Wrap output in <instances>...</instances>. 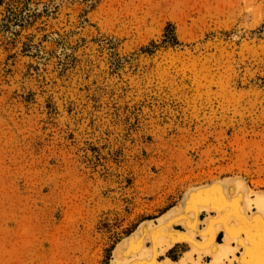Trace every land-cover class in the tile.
<instances>
[{
  "label": "rangeland",
  "instance_id": "374dc122",
  "mask_svg": "<svg viewBox=\"0 0 264 264\" xmlns=\"http://www.w3.org/2000/svg\"><path fill=\"white\" fill-rule=\"evenodd\" d=\"M223 178L264 191V0H0V264H110Z\"/></svg>",
  "mask_w": 264,
  "mask_h": 264
},
{
  "label": "bare ground",
  "instance_id": "6f19581e",
  "mask_svg": "<svg viewBox=\"0 0 264 264\" xmlns=\"http://www.w3.org/2000/svg\"><path fill=\"white\" fill-rule=\"evenodd\" d=\"M223 179L189 188L177 207L157 217V224L141 222L113 248L110 264H175L166 256L180 242L189 249L177 264H264V191ZM175 224L182 232L173 229Z\"/></svg>",
  "mask_w": 264,
  "mask_h": 264
},
{
  "label": "crops",
  "instance_id": "0c3cea01",
  "mask_svg": "<svg viewBox=\"0 0 264 264\" xmlns=\"http://www.w3.org/2000/svg\"><path fill=\"white\" fill-rule=\"evenodd\" d=\"M175 206V205H173ZM168 210V209H167ZM158 217V216H157ZM156 217V218H157ZM156 218L154 220H156ZM188 249L186 246H183L181 249L178 248H174L172 250H170L168 252V256H166V258L170 259L172 262H175V264H177L179 262V260L181 259V256L184 252H186ZM164 257H162L160 260L162 261ZM205 261H208V259L206 258Z\"/></svg>",
  "mask_w": 264,
  "mask_h": 264
},
{
  "label": "trees",
  "instance_id": "16d2710c",
  "mask_svg": "<svg viewBox=\"0 0 264 264\" xmlns=\"http://www.w3.org/2000/svg\"><path fill=\"white\" fill-rule=\"evenodd\" d=\"M163 43H168L170 45H175V44L178 43L177 40H176V38L173 35V32L172 31L169 32L168 31V28H167V30H166V32L164 34ZM154 45L155 44H150V47H146L144 49V51L152 52L153 51V48L155 47Z\"/></svg>",
  "mask_w": 264,
  "mask_h": 264
}]
</instances>
